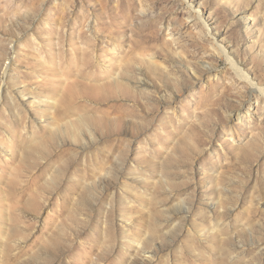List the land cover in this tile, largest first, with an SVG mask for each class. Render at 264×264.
<instances>
[{
    "label": "rangeland",
    "instance_id": "rangeland-1",
    "mask_svg": "<svg viewBox=\"0 0 264 264\" xmlns=\"http://www.w3.org/2000/svg\"><path fill=\"white\" fill-rule=\"evenodd\" d=\"M259 90L264 0H0V264H264Z\"/></svg>",
    "mask_w": 264,
    "mask_h": 264
},
{
    "label": "bare ground",
    "instance_id": "bare-ground-1",
    "mask_svg": "<svg viewBox=\"0 0 264 264\" xmlns=\"http://www.w3.org/2000/svg\"><path fill=\"white\" fill-rule=\"evenodd\" d=\"M191 19V18H190ZM218 46H221V45H218ZM215 49H217V51L219 52V53H221V54H223V55H225V57H227L226 55H228V54H226V52L224 51V49H220V48H217V46H216V44H215ZM227 59L229 60V63H230V65H231V67H232V69L233 70H235L236 71V73L238 74V76L243 80V81H245L246 83H251L250 82V80L248 79V77L247 76H244L243 74H242V71H241V69H238L237 68V65L235 64V62H234V60L232 61V59L230 60L228 57H227ZM143 84V83H142ZM260 91V93L264 96V90H259Z\"/></svg>",
    "mask_w": 264,
    "mask_h": 264
}]
</instances>
